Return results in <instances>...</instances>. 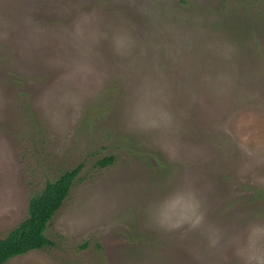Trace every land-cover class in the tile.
I'll return each mask as SVG.
<instances>
[{
  "label": "rangeland",
  "instance_id": "obj_1",
  "mask_svg": "<svg viewBox=\"0 0 264 264\" xmlns=\"http://www.w3.org/2000/svg\"><path fill=\"white\" fill-rule=\"evenodd\" d=\"M79 164L4 264H264V0H0V239Z\"/></svg>",
  "mask_w": 264,
  "mask_h": 264
},
{
  "label": "trees",
  "instance_id": "obj_2",
  "mask_svg": "<svg viewBox=\"0 0 264 264\" xmlns=\"http://www.w3.org/2000/svg\"><path fill=\"white\" fill-rule=\"evenodd\" d=\"M112 162V157L100 161L101 165ZM82 164L64 170L58 177L31 195L29 213L6 237L0 239V264L10 258L35 249H46L54 242L46 235L48 226L61 209L79 176Z\"/></svg>",
  "mask_w": 264,
  "mask_h": 264
}]
</instances>
